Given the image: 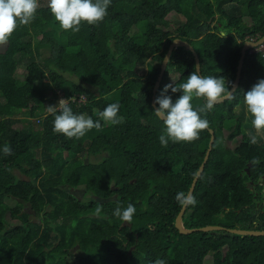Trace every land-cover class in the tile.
<instances>
[{"label": "trees", "instance_id": "16d2710c", "mask_svg": "<svg viewBox=\"0 0 264 264\" xmlns=\"http://www.w3.org/2000/svg\"><path fill=\"white\" fill-rule=\"evenodd\" d=\"M39 4L32 23L0 45V264H154L157 258L264 264V236L183 235L176 228L183 208L177 196L188 195L211 135L206 129L195 141L164 147L163 121L152 106L161 65L177 38L198 53L202 76L224 77L230 91L245 42L264 37V0H112L102 22H82L78 33L60 30L47 0ZM172 13L183 25L171 26ZM194 65L189 50L176 48L157 96L173 74L177 84L186 82ZM260 79L264 55L249 50L234 98L201 114L216 140L196 203L183 216L187 229L264 231V131L256 133L251 115L245 123V114L235 112ZM168 95L174 102L181 93ZM61 98L94 121L98 111L119 103L123 122L100 121L101 130L67 139L53 133L54 116L46 111ZM204 103L192 101L194 109ZM21 114L29 127L21 126ZM229 134H241L239 147H230ZM5 144L12 155H4ZM129 203L136 208L131 224L114 215Z\"/></svg>", "mask_w": 264, "mask_h": 264}, {"label": "clouds", "instance_id": "9594fccd", "mask_svg": "<svg viewBox=\"0 0 264 264\" xmlns=\"http://www.w3.org/2000/svg\"><path fill=\"white\" fill-rule=\"evenodd\" d=\"M111 2L112 0H47V7L59 23L60 30L78 33L82 22L88 25L102 22L108 14ZM39 7V0H0V45L6 44L18 27L31 24ZM197 68L194 65V69ZM169 90L181 95L173 102L168 95ZM194 98H202L204 105L194 109ZM231 98H234V93L229 91V84L222 76H200L194 70L186 82L177 84L172 80V83L164 86L154 101L158 107L153 113L164 125L159 135L160 144L167 147L169 142L176 144L199 139V133L209 127V121L202 118L201 114L206 115L216 103ZM69 99L61 98L57 104L46 106L47 113L54 116L53 133L63 134L67 139L79 140L93 129L101 130L100 121L104 125H118L123 122V118L118 115L119 103H111L103 111H98L99 119L94 121L86 114H75L69 105ZM244 106L246 113L252 117L251 124L256 133L264 131V79L258 80L244 94ZM249 137L252 144L257 143L256 135L249 134ZM3 153L5 156L12 155L11 147L5 144ZM252 163L258 164L259 159L254 158ZM177 201L181 206H194L196 203L194 196L184 193L178 194ZM101 210L102 205L97 206L95 214L99 215ZM135 212V206L129 203L125 209L117 206L114 215L123 223L131 224ZM154 264L167 262L157 258Z\"/></svg>", "mask_w": 264, "mask_h": 264}, {"label": "water", "instance_id": "95a60500", "mask_svg": "<svg viewBox=\"0 0 264 264\" xmlns=\"http://www.w3.org/2000/svg\"><path fill=\"white\" fill-rule=\"evenodd\" d=\"M223 35H225L223 33ZM264 43V37L257 40V41H247L245 42L243 48H242V52H241V58H240V61H239V65H238V68H237V74H236V78L233 82V85L230 89V92H233L235 93L236 90L239 88V85H240V81H241V76H242V70H243V66H244V59H245V55L247 53V51H249L250 49L252 48H256L260 45H262ZM179 47H183L187 50H189L193 56H194V59H195V62H196V66H198L197 68V73L198 75L202 76V73H201V63H200V58H199V55L198 53L195 51L194 47L188 43L187 41H183L179 38L175 39L172 44L169 46V49H168V52L163 60V63L161 65V71H160V74L158 76V79L155 83V87H154V91H153V98H152V106L155 108H157L158 106L154 103L156 97H157V93H158V90L161 86V83L164 79V75H165V72L167 70V67H168V64H169V61H170V58H171V55L173 53V51L176 49V48H179ZM229 99H225L223 100L222 102H218L216 103L215 105H218V104H222L226 101H228ZM207 130L209 131L210 135H211V138H210V142H209V146H208V150L206 152V155H205V158H204V161L203 163L201 164L198 172H197V175L196 177L194 178L193 180V183L191 185V188L189 190V193L188 195H192L194 194V191H195V188L197 186V183L200 179V177L202 176V173L204 172L205 170V167H206V164L210 158V155H211V152L213 150V145L215 143V140H216V137H215V132L213 129L211 128H207ZM251 167V164H249V166L247 167V172L248 174L249 173V168ZM187 206L188 205H184L182 210L180 211L179 215L177 216L176 218V222H175V226L176 228L179 230V232L183 235H191L195 232H216V231H224V232H227L228 234H233V235H240V236H255V237H262L264 236V231H257V230H242V229H227V228H224L222 226H206V227H203V228H198V229H187L184 224H183V216L185 214V211L187 209Z\"/></svg>", "mask_w": 264, "mask_h": 264}, {"label": "rangeland", "instance_id": "374dc122", "mask_svg": "<svg viewBox=\"0 0 264 264\" xmlns=\"http://www.w3.org/2000/svg\"><path fill=\"white\" fill-rule=\"evenodd\" d=\"M167 20H168V22L170 23V24H172L171 26H181V25H183V20H182V18H181V16H179V15H176V14H170L168 17H167ZM177 35V34H176ZM180 39V38H179ZM182 40V39H181ZM184 41V40H183ZM4 49H5V47H1L0 48V52H4ZM20 72H23V68L22 67H20ZM177 76L178 75H171V78H170V83H172V80L173 81H176V80H178L177 79ZM172 79V80H171ZM28 104H31V101H30V99L28 98ZM235 112H236V114L238 115V116H241V114L242 113H244L245 114V117H246V120H245V123H247L248 122V119H249V117H250V114H247L246 113V109H245V106H244V108H242V107H239V108H237L236 110H235ZM19 118L21 119V121H22V124H21V126L23 125L24 127H29L30 126V124H28V119H27V117L26 116H24V114H21L20 116H19ZM236 120H238V117H236ZM235 122V121H234ZM245 125V124H244ZM232 128H233V126H234V124H231L230 125ZM236 130L237 129H235L234 131L236 132ZM243 130H245L246 131V129H245V127L243 126ZM248 132V131H247ZM226 133H228L227 131H226ZM262 133V131L260 132V134ZM226 135H228V134H226ZM233 135V137H231ZM231 136H228L227 137V139H226V141H229L228 143H229V145H230V147H232V148H237V147H239V145H240V141H241V134H232ZM229 138H231V139H229ZM92 161H94V162H98V161H100L99 160V158H93L92 159ZM16 174L17 175H19V176H21V177H24L23 175H21L20 173H19V171L18 172H16ZM73 193L74 194H76L77 196H79L80 198H82L83 197V195L81 194V192H76V191H73ZM258 210H259V207H258ZM257 214V213H256ZM32 221H38V219H36V218H33V220ZM77 253H78V251H77ZM209 264H211V260H209Z\"/></svg>", "mask_w": 264, "mask_h": 264}, {"label": "built area", "instance_id": "2783aa9c", "mask_svg": "<svg viewBox=\"0 0 264 264\" xmlns=\"http://www.w3.org/2000/svg\"><path fill=\"white\" fill-rule=\"evenodd\" d=\"M251 52H254V53L260 52L264 55V44L254 48V49H251ZM81 100L83 101L84 99H81ZM81 100H79V101L81 102Z\"/></svg>", "mask_w": 264, "mask_h": 264}, {"label": "crops", "instance_id": "0c3cea01", "mask_svg": "<svg viewBox=\"0 0 264 264\" xmlns=\"http://www.w3.org/2000/svg\"><path fill=\"white\" fill-rule=\"evenodd\" d=\"M223 33H224V32H222V35H223ZM224 34H225V33H224ZM247 41H254V42H255V41H257V40H254V39H248ZM247 41H246V42H247ZM263 44H264V43H263ZM252 49H254V48H252ZM250 50H251V49H250Z\"/></svg>", "mask_w": 264, "mask_h": 264}, {"label": "flooded vegetation", "instance_id": "af4514ba", "mask_svg": "<svg viewBox=\"0 0 264 264\" xmlns=\"http://www.w3.org/2000/svg\"><path fill=\"white\" fill-rule=\"evenodd\" d=\"M229 135H231V134H229ZM242 138V137H241ZM240 143H241V141H240Z\"/></svg>", "mask_w": 264, "mask_h": 264}]
</instances>
